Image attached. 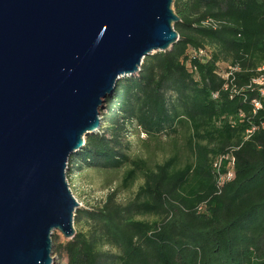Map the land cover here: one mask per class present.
Masks as SVG:
<instances>
[{
	"label": "trees",
	"instance_id": "16d2710c",
	"mask_svg": "<svg viewBox=\"0 0 264 264\" xmlns=\"http://www.w3.org/2000/svg\"><path fill=\"white\" fill-rule=\"evenodd\" d=\"M173 10L177 42L118 81L109 127L68 159V174L82 161L123 170L122 189L143 183L125 203L113 189L76 210L86 230L58 246L67 264H264V97L247 87L264 64V0H174ZM200 50L209 58L190 53ZM222 62L238 69L233 82L215 73ZM127 119L147 139L186 129L190 157L133 158L121 145ZM232 146L235 177L218 189L212 163Z\"/></svg>",
	"mask_w": 264,
	"mask_h": 264
},
{
	"label": "water",
	"instance_id": "95a60500",
	"mask_svg": "<svg viewBox=\"0 0 264 264\" xmlns=\"http://www.w3.org/2000/svg\"><path fill=\"white\" fill-rule=\"evenodd\" d=\"M174 0H0V264H53L80 206L69 157L120 79L178 40Z\"/></svg>",
	"mask_w": 264,
	"mask_h": 264
},
{
	"label": "rangeland",
	"instance_id": "374dc122",
	"mask_svg": "<svg viewBox=\"0 0 264 264\" xmlns=\"http://www.w3.org/2000/svg\"><path fill=\"white\" fill-rule=\"evenodd\" d=\"M173 8V6H172ZM112 108L109 110L108 107ZM116 110V107L112 105V100L108 98L104 102L103 107L99 110L100 117V129L97 133H102L106 128L109 127L110 113ZM120 113L119 116H121ZM124 137L121 139V145L124 147L125 144L129 146L127 152L133 158L142 157L148 159L151 164L162 163L165 159L170 157L174 152L179 154L181 163L187 161L190 157L188 149L186 148L187 130L181 128L179 133L174 136H160L157 139H147L145 134L138 131L135 123H130V120L124 121ZM86 141V137H85ZM127 141V142H126ZM176 145V147H174ZM81 169H77L75 166L71 171V182L72 190L75 198L77 199L80 206L77 208H88L93 209L99 207L106 194L111 191L118 189V200L121 203H125L133 197L138 187L143 183L142 179H138L133 185L125 190L121 187V179L123 170L118 172L115 171H104L98 170L82 161L78 164ZM75 230L85 231L86 225H75ZM67 240L64 239L60 233L54 231L52 234V257L53 264H67V256L63 250L58 248ZM112 253H116V250L112 249Z\"/></svg>",
	"mask_w": 264,
	"mask_h": 264
},
{
	"label": "built area",
	"instance_id": "2783aa9c",
	"mask_svg": "<svg viewBox=\"0 0 264 264\" xmlns=\"http://www.w3.org/2000/svg\"><path fill=\"white\" fill-rule=\"evenodd\" d=\"M190 53L192 56H197L198 59L201 61H204L207 58H209L208 52L205 50H200L198 52L191 51ZM187 66L190 67L189 61H188ZM237 70L238 69L236 67H232L228 63L222 62V63L217 64V69L215 70V73L219 75L220 77L224 78L225 80H228L231 77L230 82H233L234 81L233 72ZM247 87L249 89H253V90L255 89L260 96L264 97V64L258 68L256 76H254L250 80L249 85ZM228 88H229L228 84H225L223 86V89L225 91H227ZM232 91L238 92L235 86H233ZM217 96L218 94H214L215 98ZM253 105L255 109L261 108V105L257 100H253ZM242 116L243 115H240V117ZM231 123L232 125L235 124V122H231ZM254 130L255 128H251L247 130L244 135V139L245 140L248 139ZM236 148L237 147H233V146L230 147L227 152L219 154L213 160L212 168H213V173L216 179L218 189H221V187L224 184L232 181L235 177L233 152L236 150ZM67 172H68V164H67V171H66V180L73 194V190H72L73 185L71 182V175L68 174Z\"/></svg>",
	"mask_w": 264,
	"mask_h": 264
}]
</instances>
